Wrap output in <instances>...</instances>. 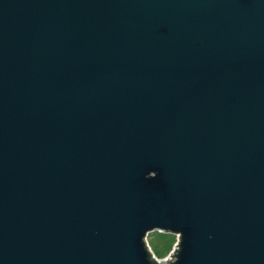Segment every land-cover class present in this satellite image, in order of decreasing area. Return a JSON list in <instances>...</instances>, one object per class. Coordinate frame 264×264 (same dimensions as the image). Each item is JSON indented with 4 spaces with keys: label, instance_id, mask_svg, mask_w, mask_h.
<instances>
[{
    "label": "water",
    "instance_id": "obj_1",
    "mask_svg": "<svg viewBox=\"0 0 264 264\" xmlns=\"http://www.w3.org/2000/svg\"><path fill=\"white\" fill-rule=\"evenodd\" d=\"M155 230L264 264V0H0V264H159Z\"/></svg>",
    "mask_w": 264,
    "mask_h": 264
},
{
    "label": "rangeland",
    "instance_id": "obj_2",
    "mask_svg": "<svg viewBox=\"0 0 264 264\" xmlns=\"http://www.w3.org/2000/svg\"><path fill=\"white\" fill-rule=\"evenodd\" d=\"M148 244L158 258L166 259L175 250L178 236L174 233L152 231L147 236Z\"/></svg>",
    "mask_w": 264,
    "mask_h": 264
},
{
    "label": "built area",
    "instance_id": "obj_3",
    "mask_svg": "<svg viewBox=\"0 0 264 264\" xmlns=\"http://www.w3.org/2000/svg\"><path fill=\"white\" fill-rule=\"evenodd\" d=\"M176 235L178 236V243H177V246H176L175 250L173 251V253H172L168 258H166V259L158 258V257L156 256V254L154 253V254H155L156 261H157L159 264L169 262V259L172 258V257H174V255H175V253H176V251H177V248H178L179 240H180V235H178V234H176ZM147 244H148V239H147ZM148 246H149L150 249H152V248L150 247L149 244H148Z\"/></svg>",
    "mask_w": 264,
    "mask_h": 264
},
{
    "label": "trees",
    "instance_id": "obj_4",
    "mask_svg": "<svg viewBox=\"0 0 264 264\" xmlns=\"http://www.w3.org/2000/svg\"><path fill=\"white\" fill-rule=\"evenodd\" d=\"M177 253H178V252H177ZM149 257H150V259H151V263H152V264H157V263L155 262V260L152 259V254H149Z\"/></svg>",
    "mask_w": 264,
    "mask_h": 264
}]
</instances>
